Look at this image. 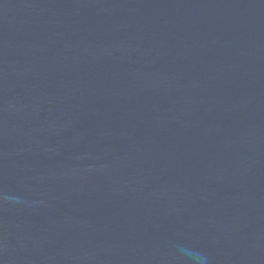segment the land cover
I'll list each match as a JSON object with an SVG mask.
<instances>
[{
  "label": "water",
  "instance_id": "95a60500",
  "mask_svg": "<svg viewBox=\"0 0 264 264\" xmlns=\"http://www.w3.org/2000/svg\"><path fill=\"white\" fill-rule=\"evenodd\" d=\"M0 264H264V0H0Z\"/></svg>",
  "mask_w": 264,
  "mask_h": 264
}]
</instances>
